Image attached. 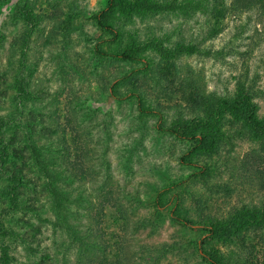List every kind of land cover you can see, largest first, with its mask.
<instances>
[{"label":"rangeland","instance_id":"rangeland-1","mask_svg":"<svg viewBox=\"0 0 264 264\" xmlns=\"http://www.w3.org/2000/svg\"><path fill=\"white\" fill-rule=\"evenodd\" d=\"M106 1L0 0V264H207L173 211L222 264H264V17L123 0L163 9H115L111 39Z\"/></svg>","mask_w":264,"mask_h":264},{"label":"trees","instance_id":"trees-1","mask_svg":"<svg viewBox=\"0 0 264 264\" xmlns=\"http://www.w3.org/2000/svg\"><path fill=\"white\" fill-rule=\"evenodd\" d=\"M233 1H234V4L237 5L239 8L247 9V10L248 9L257 10L259 12V14L262 17H264V0H233ZM117 8L125 10V11H133L136 9H148V10L163 9L159 5L144 4V3H141L139 1L133 2L131 4H127L123 0H107L104 8L99 13L92 16V20L95 22V24L97 25L99 30L103 34L110 36L111 39H115L117 37L116 31L113 29V27L110 24L112 14H113L114 10ZM100 54H102V53L100 52ZM121 57L124 59H130V57L128 55H125V54H122ZM176 89L177 90L179 89L181 91L182 98H183L184 102L192 110H195L196 112H204L205 110H209L210 112H217L218 111V109L215 107V105H212L209 101L205 100L204 98H202V97L198 98L197 96H194L192 94H186L183 91L181 86H178ZM137 108L139 111V115L142 117L147 115V114H150L147 110H145L143 108V105L140 102H137ZM156 117H157V123H159L158 130L161 131L163 129L160 126V121H161L160 115L156 114ZM247 120L249 122L251 121L252 124L256 125L257 127H262V125L264 126V124L261 125V123H256L257 121L255 120V118H253L252 114H250L247 117ZM169 132H171L172 134H178L179 131L174 128L173 130H169ZM193 138L196 142V147L205 148V147H209L212 143V138L209 135L202 134V135H200V137L195 136ZM31 152H32L31 153L32 157L36 161L40 170L44 173L46 179L49 180L51 178V175L43 167L42 162L39 158V155L36 152V149H33ZM188 165H190L193 168L199 169L200 173L205 172L204 169L201 167L195 166L193 164H188ZM52 192H53L54 196H56L54 191H52ZM171 221L173 223L181 226V227H184V228H187L190 230H198V231H202L204 233H207L206 238H203L202 240H200L196 244V248L198 249L201 258L207 264H222L221 260L216 256V254H214V253L209 254L205 250H203V246L208 242L209 236L212 233L211 228H209V227L208 228L207 227H196L193 222L180 217L177 214V212H175V211L172 212Z\"/></svg>","mask_w":264,"mask_h":264}]
</instances>
